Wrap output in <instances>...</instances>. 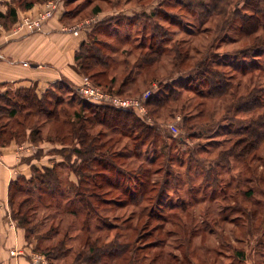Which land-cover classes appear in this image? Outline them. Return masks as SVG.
I'll use <instances>...</instances> for the list:
<instances>
[{
	"label": "rangeland",
	"instance_id": "374dc122",
	"mask_svg": "<svg viewBox=\"0 0 264 264\" xmlns=\"http://www.w3.org/2000/svg\"><path fill=\"white\" fill-rule=\"evenodd\" d=\"M49 1L52 0L44 3ZM57 1L59 6L53 17L59 11L72 10L69 13L72 15L75 12L74 19L68 20L70 23L65 25H79L85 30L82 33L85 39L90 41L96 38L108 46L103 47L108 57L106 67L98 65L88 71L90 74L85 75L78 71L75 59L73 69L80 76L77 82H90L106 92L111 100L101 101L87 97L77 87L81 83L76 85L72 82L76 85L75 89L93 104L132 110L149 124L157 125L158 131L160 129L162 133L160 138L167 141L173 156L167 161L168 156L164 154L151 167L150 160L156 158L157 153L161 154L158 147L163 143L160 142L157 146L145 144L137 152L133 149L134 140L119 130H109L98 124L89 125L92 134H101L99 137L107 143L102 148V153L95 155L100 166L109 156L116 160L117 169L135 172L142 163L147 169L152 168L148 175L154 182V191L148 195L151 200L140 204L128 203L129 201L122 203L119 200L121 195L117 192L106 186L95 188L100 196L104 195L118 202L112 201V205L102 204L99 208L102 219L91 216L89 231L83 225L85 213L79 207V212L69 211L65 206L66 199H63L62 208L55 203L34 205L30 217H34L38 223L35 234H43L52 227L53 230L48 236L41 237V249H36L38 241L29 243L23 228L25 241L19 245L20 248L15 243L14 246L8 245V262L15 263L9 258L10 255L20 256L26 264H36L35 259L38 260L41 255L44 259L37 264H74L77 251L87 249L86 241L94 242L96 237H101V244L119 240L121 243H132L133 247L143 248L149 245L144 252L138 251L143 257L149 256L144 259L148 264H264V139L252 149H245L250 143L247 139L244 140L253 130L254 119L264 118V54L252 58L237 53L248 40L241 39L234 28H230L231 20L222 22L223 17L218 16L204 24L195 15H189L186 10L189 5L187 0H73L68 5H65L64 0ZM5 2L0 0V6ZM97 7L100 11L95 13ZM194 7L198 13L200 8L197 5ZM33 13H21L13 27H19L17 23L22 17ZM71 15L69 17L72 18ZM93 18L102 19V24L94 30L97 22L90 23ZM0 23L3 25V22ZM156 29L168 32V39H164L166 48L163 56L147 65L141 64L140 49H149L150 37ZM177 51L183 54L180 55ZM186 53L189 56L184 59ZM207 53H220L219 59L225 65H220L218 70L224 74L227 72L226 78L234 84L231 92L234 96L207 99L198 92L184 88L177 101L161 108L152 107V95L157 92L166 94L170 87H179L182 84L181 78L186 79L189 73H197L193 67ZM235 55L241 56L234 57ZM231 64H235L237 68ZM95 72H98L96 77L102 83L91 75ZM60 84H64L58 90L64 99L60 107L63 120H76L75 112H80L84 118L93 115L90 109L83 107L81 101L84 99L72 93L74 87L70 86L68 80ZM14 92L9 95L14 96ZM118 98L127 100L128 107H122L113 101ZM258 101L262 104L260 108L240 110L247 103L252 105ZM31 120L37 123L36 128L42 129L43 138H40V143L38 140L35 143L39 137L30 139L25 134L20 138L23 141L21 144L32 143L33 155L48 156L50 166L58 164V176L64 194L83 184L81 177L69 167L70 163L74 169L83 164L81 155H71L72 152L68 154L67 151H62L61 142H50L47 138L50 134L54 138L59 132H67L70 126L63 125V130L59 131L56 128L61 125L48 121L45 116H32ZM202 125L210 126L211 132H203L196 138L187 132ZM180 137H185V140L178 142ZM44 141L47 144L42 146ZM68 142L75 144L76 140L69 138ZM149 149H156L157 152L147 151ZM66 156L71 158L66 159ZM214 159H218V163L211 164ZM95 169L99 167L87 169L86 172L94 175ZM208 172L211 176L204 180V175ZM101 174L108 173L102 171ZM121 174L127 175L124 172ZM122 183L127 185L125 177L122 178ZM88 185L87 188L92 190L94 181L91 180ZM162 189L165 193L162 201L157 204L155 199ZM23 198V195L16 196V202ZM28 205L30 206H26ZM143 205L153 208L156 218L153 217L149 222H146V217L141 219ZM8 211L11 228H22L13 219L11 207ZM103 219L114 223L116 227L99 228L98 226L108 225ZM66 233L70 235L68 252L52 259L45 257L43 253L46 254V247L63 238ZM130 260L136 263L135 259ZM119 262L126 264L127 258ZM0 264L6 263L0 260Z\"/></svg>",
	"mask_w": 264,
	"mask_h": 264
},
{
	"label": "trees",
	"instance_id": "16d2710c",
	"mask_svg": "<svg viewBox=\"0 0 264 264\" xmlns=\"http://www.w3.org/2000/svg\"><path fill=\"white\" fill-rule=\"evenodd\" d=\"M45 1L46 0H7L5 2L8 7L7 12L5 13L0 9V22H3L4 27L11 28L19 20V10L25 11L31 9L36 3H43ZM64 1L65 5L73 2V0ZM187 1L189 5H187L186 10L189 15L190 13L195 15L196 18L201 20L204 24L218 16L223 17L221 20L222 22L227 21V19L231 20L232 23L230 28H234L235 33L241 39L248 40V43L237 53L241 54L243 57L252 58L264 54V0ZM195 5L200 8L198 13L194 7ZM193 8L195 9L194 11ZM70 11L72 12V10L67 9L62 16V22L64 24L70 23L68 20L74 19L75 12L71 15ZM78 11L77 9L76 12ZM99 11V7L94 10L95 13ZM70 15L72 18L69 17ZM101 21H98L95 26L93 25V30L102 24ZM164 39H168L167 31L156 29L152 33L149 49H140L141 64L147 65L161 58V55L163 56L166 48V46H164ZM106 46L107 44L102 42V40H96V38H92L90 41H88V39L82 40L75 58L78 71L88 75L90 74L88 71L94 69L98 65L106 67V65H108V57L103 48ZM143 50H147L148 52H142ZM177 52L180 55L183 54V52ZM187 55L189 56V54L186 53L183 58L185 59ZM241 55H235L234 57H239ZM220 57V53L213 55L210 53L205 54L193 67V69L197 71L196 74L189 73L186 79L181 78L182 84L178 85L179 87H170V90L166 94L157 92L152 95L150 99L152 107L161 108L168 103L177 101L183 93L184 88H188V90H192L193 92H198L202 97L207 99L222 98L229 95L234 96L233 93H231L234 84L230 83L228 80L229 78H226L227 72L224 74L221 70H218V67L225 63L222 59H219ZM231 66L237 68L235 64H231ZM244 69L246 70V66H244ZM96 73L98 72L91 75H93L99 83H102L103 81L96 77ZM243 73L246 74L247 72L243 71ZM184 81L185 83H183ZM63 82L64 80L52 84L42 95H40L34 87H30L17 89L14 92V96L4 94L0 97V147L8 145L12 140H16L18 143L23 142L20 138L25 134L28 135L30 139L31 137H39L34 142L37 143L38 140L40 143L44 133L40 127L36 128L37 123L32 122L31 118L32 116L42 115L45 116L48 121H53L56 125H61L56 128L59 129V131L63 130V125L70 126V130L67 132H59L54 138H52L50 134L47 138L50 142H61L62 151L65 150L68 154L72 152L73 154L71 155L78 153L77 155H81L80 157L84 161L83 164H79V166L74 169L68 160L71 170H74L84 183L70 189L66 194H64V188L60 181V176H58L59 168L56 163L53 166L43 167L33 165L30 177L19 176L12 182L10 187V205L13 219L19 226L25 229L26 239L29 243L33 244L35 240L38 241L36 249H41L39 240L41 237L48 236L53 230V227L43 234H35L38 223H36L34 217H30L34 205H51L55 203L57 207L62 208L63 199H66L65 206L69 208V211L79 212V207L85 213L86 217L83 225L84 228L89 231L91 216L102 219L99 211L100 206L107 203L112 205L114 204L112 201L115 203L118 202L113 198H107L104 195L100 196V193H97L95 188L108 187L111 191H115L121 195L119 200H122V203L129 201L128 203L140 204L143 201L151 200V196L149 197L148 195L154 191V182L153 180L151 181L148 175L152 168L147 169V166L144 167L145 164L142 163L143 166L140 165L135 172H130L126 169H117L116 160L109 156L107 161L101 162L100 166L96 154L99 152L102 153V148H104L107 143H105L104 140L102 141L101 137H99L101 134H92L89 125L94 126L98 124L109 130H119L122 134L134 140L133 149L137 152H140L145 144L148 146L150 144L157 146L160 142L161 144L163 143L161 147H158L161 154L157 153L158 156L150 160L151 167L153 164L155 165L158 158L162 157L164 154L168 156L167 161L173 156L171 148L167 145V141L160 138L162 133L160 129L158 131L157 125L149 124L132 110H125L110 105H97L85 100L83 95L75 89L76 85L70 81H68L70 86L74 87V89L72 88V93H74V95L78 94L84 99L83 101L80 100L83 107L90 109L93 115L89 116L90 118H84V116H81L80 112H75L76 120L70 118H65L63 120V111L60 107L64 103V99L62 98L63 96L60 95L61 91L58 92L61 87L63 88L64 84H60ZM261 105L259 101L252 105L247 103V105L244 106L245 108H241L240 110L251 111V109L260 108ZM151 112L155 114L154 110ZM262 117L254 119L251 133L246 136V132H244L246 136L244 140L247 139L250 143L249 146H245V149H252L258 142L264 139V118ZM28 130L29 133H27ZM187 132L190 133V136L196 138L200 137L203 132L210 133L211 130L210 126L202 125L191 128ZM69 138L70 140L72 139V141L76 140L77 143H69ZM179 139L178 142H183L185 137H180ZM245 149L244 151L247 152ZM150 150L155 151L156 149H149L147 151ZM192 152L196 154L195 150H192ZM192 152L188 151V153ZM70 158L71 157L66 156V159ZM218 161V159H214V162H211V164L218 163ZM95 167H99L101 170L95 169L94 175H88L86 170H91ZM102 171H106L108 174H101ZM122 172L127 175H122ZM208 176H211L209 172L204 175V180H208ZM91 177L93 178L91 179ZM123 177L126 178L127 185L122 183ZM91 180H93L95 184L92 186V190L87 188ZM164 193L165 191L162 189L161 194L157 195L155 199V202H158L157 204L162 201ZM18 195H23L25 198L21 199L20 202H16V196ZM27 204H30V206H26ZM144 205L143 213L140 214V218L146 217V222H149L153 217L156 218V213L153 208L149 209L150 206L146 208ZM103 221L108 225L98 226L101 229L116 227L112 222H107L105 219H103ZM34 235L35 237L33 238ZM69 238V233H66L63 238L49 244L46 247L48 250H44L46 254L43 253L45 257L52 259L60 254L67 253L70 248L67 246ZM138 239L140 240L139 235ZM86 246L87 249L83 248V250L80 249L81 251H77L74 264H124L119 261L125 258H127L126 264H148L144 262V259L149 256L143 257L138 253L144 252V250L150 247L149 245L139 248L136 246L133 247L132 243H121L119 240H112L110 244H101V237H96L94 242H91V240L86 241ZM130 253H132L131 256L129 255ZM130 259H135L136 263H132Z\"/></svg>",
	"mask_w": 264,
	"mask_h": 264
},
{
	"label": "crops",
	"instance_id": "0c3cea01",
	"mask_svg": "<svg viewBox=\"0 0 264 264\" xmlns=\"http://www.w3.org/2000/svg\"><path fill=\"white\" fill-rule=\"evenodd\" d=\"M46 4L38 2L31 9L19 10V14L36 12ZM0 9L6 13L7 4H1ZM63 13L64 11H59L40 32H32L27 26L0 27V97L17 89L30 87H34L42 95L52 84L63 80L76 85L81 83L77 82L80 76L73 69V64L81 41L85 39L82 35L85 30L80 27L79 33L74 34L62 22ZM94 19L90 23L102 20ZM44 144L47 141L41 145ZM32 149V143L21 144L16 140L0 147V260L6 264H10L8 245L14 246L15 243L20 248L19 245L25 241L24 229L14 228L15 226L11 228L10 225L8 210L11 207V184L19 176L30 177L33 165H51L48 156H34ZM9 258L15 261L13 263L11 260L13 264H26L20 256L9 255Z\"/></svg>",
	"mask_w": 264,
	"mask_h": 264
},
{
	"label": "built area",
	"instance_id": "2783aa9c",
	"mask_svg": "<svg viewBox=\"0 0 264 264\" xmlns=\"http://www.w3.org/2000/svg\"><path fill=\"white\" fill-rule=\"evenodd\" d=\"M57 0H52L47 2L46 6L33 14L25 15L22 19L17 23L19 27L27 26L31 31H42L45 28L47 20L53 17L55 12L58 10L59 3ZM34 15V16H32ZM2 24L0 23V27ZM71 31L74 34L79 33L80 26H72L70 27ZM79 90L87 97L94 98L96 100H111V97L100 88L93 86L90 82L83 81L80 85L77 86ZM115 103L128 107L129 103L127 100H122L120 98L113 100ZM15 253V252H14ZM39 255V254H38ZM44 259V256L39 257L38 260L35 259L36 264L41 262ZM38 261V262H37Z\"/></svg>",
	"mask_w": 264,
	"mask_h": 264
}]
</instances>
